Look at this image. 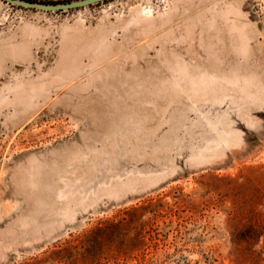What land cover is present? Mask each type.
Segmentation results:
<instances>
[{"label": "rangeland", "instance_id": "rangeland-1", "mask_svg": "<svg viewBox=\"0 0 264 264\" xmlns=\"http://www.w3.org/2000/svg\"><path fill=\"white\" fill-rule=\"evenodd\" d=\"M0 264H264V0H0Z\"/></svg>", "mask_w": 264, "mask_h": 264}, {"label": "water", "instance_id": "water-1", "mask_svg": "<svg viewBox=\"0 0 264 264\" xmlns=\"http://www.w3.org/2000/svg\"><path fill=\"white\" fill-rule=\"evenodd\" d=\"M7 3L27 7V8H34L44 11H58V10H67L73 9L78 7L87 6L90 4L98 3L105 0H72L65 3H57V4H45L39 2H31L27 0H5Z\"/></svg>", "mask_w": 264, "mask_h": 264}, {"label": "trees", "instance_id": "trees-1", "mask_svg": "<svg viewBox=\"0 0 264 264\" xmlns=\"http://www.w3.org/2000/svg\"><path fill=\"white\" fill-rule=\"evenodd\" d=\"M31 2H39V3H45V4H57V3H65L69 2L70 0H27Z\"/></svg>", "mask_w": 264, "mask_h": 264}]
</instances>
